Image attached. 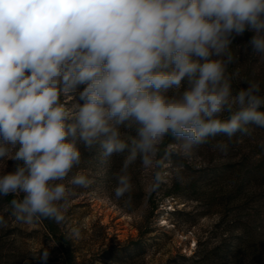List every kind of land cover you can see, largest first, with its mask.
Wrapping results in <instances>:
<instances>
[{"label": "clouds", "instance_id": "obj_1", "mask_svg": "<svg viewBox=\"0 0 264 264\" xmlns=\"http://www.w3.org/2000/svg\"><path fill=\"white\" fill-rule=\"evenodd\" d=\"M245 33L239 47L264 58V0H0V197H14L11 217L62 223L94 182L85 152L99 148L102 164L123 156L112 194L130 199L137 162L155 190L173 155L264 129L260 82L237 89L229 72Z\"/></svg>", "mask_w": 264, "mask_h": 264}, {"label": "rangeland", "instance_id": "obj_2", "mask_svg": "<svg viewBox=\"0 0 264 264\" xmlns=\"http://www.w3.org/2000/svg\"><path fill=\"white\" fill-rule=\"evenodd\" d=\"M250 37L234 41L229 72L239 74L234 88L258 81L264 90V58L239 47ZM250 128L249 135L212 137L189 156L173 155L155 190L137 162L129 169L130 199L112 194L123 156L102 164L99 148L85 152L81 167L94 182L78 189L65 220L54 222L69 255L43 220L16 222L14 197H0L8 220L0 228V264H264V129ZM221 140L226 153L213 147Z\"/></svg>", "mask_w": 264, "mask_h": 264}, {"label": "trees", "instance_id": "obj_3", "mask_svg": "<svg viewBox=\"0 0 264 264\" xmlns=\"http://www.w3.org/2000/svg\"><path fill=\"white\" fill-rule=\"evenodd\" d=\"M43 220V219H42ZM43 223L45 227L47 228L49 234L53 235V237L56 238V241L59 243V245L62 246L63 251L69 255L70 254V248L69 246L64 242V237L57 231V227L54 224V221L51 220H43Z\"/></svg>", "mask_w": 264, "mask_h": 264}]
</instances>
